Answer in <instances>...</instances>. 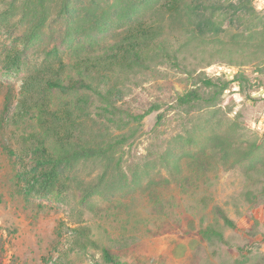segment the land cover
<instances>
[{"label":"rangeland","instance_id":"374dc122","mask_svg":"<svg viewBox=\"0 0 264 264\" xmlns=\"http://www.w3.org/2000/svg\"><path fill=\"white\" fill-rule=\"evenodd\" d=\"M222 1L223 16L215 18L223 31L209 30L207 42L183 48L179 66L160 61L143 73L104 79L120 89L125 108L158 109L120 147L117 164L77 166L76 178L86 182L109 170L86 206L74 182L61 194L22 193L17 172L28 158L14 152L22 136L38 129L34 113L24 116L18 105L22 86L31 71L55 59L51 35L64 24L48 0L46 21L30 44L39 19L33 6L0 0V264H106L100 248L69 249L80 211L98 244L130 264H264V0ZM204 77L215 85L206 86ZM191 89L202 99L180 104L178 96ZM237 147H255L253 156L238 160ZM217 206L235 228L224 224ZM209 225L228 242L202 240L198 231Z\"/></svg>","mask_w":264,"mask_h":264},{"label":"trees","instance_id":"16d2710c","mask_svg":"<svg viewBox=\"0 0 264 264\" xmlns=\"http://www.w3.org/2000/svg\"><path fill=\"white\" fill-rule=\"evenodd\" d=\"M26 1L33 6L34 17L39 15L29 34L32 44L46 21L48 0ZM225 5L222 0H55V18L64 24L60 32L51 35L55 45L50 56L55 59L31 71L18 103L22 115L34 113L38 126L22 136V147L14 152L23 161L28 158L17 172L22 193L26 197L61 194L74 182L80 202L90 206L109 170L105 169L97 181L86 182L76 178L77 166L86 161L109 167L112 162L117 164L120 147L134 137L144 118L158 109V104L142 113L125 108L119 103L120 89L106 86L104 79L122 71L143 73L160 61L179 66L183 48L206 41L203 36L209 30L214 34L223 31L215 17L223 16ZM60 48L67 60L60 56ZM201 81L206 86L215 85L211 77ZM228 84L223 82L220 90ZM202 97L198 89H191L179 95L178 102L192 104ZM236 150L240 152L238 160H242L251 158L255 147ZM177 168L182 171L180 162ZM216 211L226 226H237L223 208L217 206ZM81 213L77 225L70 228L69 249L100 248L106 264H130L98 244ZM198 234L202 240L228 242L224 232L213 225L200 228Z\"/></svg>","mask_w":264,"mask_h":264}]
</instances>
